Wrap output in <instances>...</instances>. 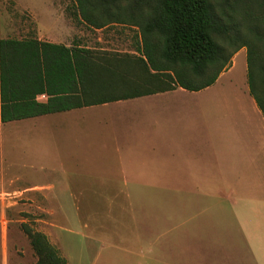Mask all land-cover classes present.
I'll return each instance as SVG.
<instances>
[{"label":"crops","instance_id":"crops-1","mask_svg":"<svg viewBox=\"0 0 264 264\" xmlns=\"http://www.w3.org/2000/svg\"><path fill=\"white\" fill-rule=\"evenodd\" d=\"M11 1L16 11L30 16L36 30L18 37L1 32L0 40L33 38L77 46L64 43L63 29L56 33L40 22L46 15L67 24L53 0ZM247 73V50L242 47L216 81L200 91L177 87L0 123L10 125L8 131L24 145L33 169L59 164L65 155L59 148L70 146L78 155H83L82 148H151L148 154H121L124 162L146 158L137 164L142 176L132 178L144 185L137 204L152 207L141 208L136 216L137 241L96 246L88 239L66 256L53 232H40L67 264H95L101 249L106 250L105 264H264V115L250 95ZM38 96L39 102L47 99ZM91 138L92 147L86 142ZM39 190L26 189L32 195ZM1 194L0 189V217ZM42 200V213L52 217L48 198ZM18 233L0 225V264H32L18 256Z\"/></svg>","mask_w":264,"mask_h":264},{"label":"rangeland","instance_id":"rangeland-1","mask_svg":"<svg viewBox=\"0 0 264 264\" xmlns=\"http://www.w3.org/2000/svg\"><path fill=\"white\" fill-rule=\"evenodd\" d=\"M53 1L62 7L60 11L64 13L67 24L46 15L40 17V22H45L44 27L56 33L63 29L67 34L64 43L118 54H137L136 48H141V27L131 23L129 13L132 10L141 12V20H146L149 16L146 4L135 8L133 0L118 1L110 7V12L119 13L121 23L115 22L113 18L97 29L74 18L73 0ZM212 3L217 16L228 28L227 33L215 37L224 49L228 63L242 44L239 41L231 44L230 38L241 37L246 50L255 53L251 67L252 88L264 112V80L261 79L262 74L257 75V68L259 72L264 71V0H213ZM66 26L69 27V33ZM35 30L36 26L27 13L16 11L11 0H0V33L18 37L32 35ZM186 82L191 83L188 80ZM0 128L4 129L0 133V225L21 232L18 234L22 237L17 238L20 247L18 256L25 257L28 263L36 262L23 232L24 227L35 232H53L54 241L66 256L73 254V247L88 243V239L96 246L137 241L138 212L141 208H150L151 203L140 204L139 201L137 204V197L144 196V185L132 178L142 176L137 164L146 158L136 160L134 157L124 162L121 154L136 150L148 154L151 148H82L83 155L76 154L75 148L71 146L59 148V152L65 154L60 163L40 170L28 166L30 160L24 145L17 144L15 135L8 131L10 125L5 124ZM86 142L92 147V138ZM35 186L40 187V195L26 191ZM43 196L48 198L47 209L51 210L52 217L44 215L40 209L45 204ZM167 196L162 194L161 198ZM99 252L100 257L95 264H105L106 250L101 249Z\"/></svg>","mask_w":264,"mask_h":264},{"label":"trees","instance_id":"trees-1","mask_svg":"<svg viewBox=\"0 0 264 264\" xmlns=\"http://www.w3.org/2000/svg\"><path fill=\"white\" fill-rule=\"evenodd\" d=\"M74 18L102 28L119 13L110 7L120 0H73ZM146 4L149 16L129 13L141 27L137 54H118L36 39L0 40V123L29 119L93 105L174 90L200 91L211 86L228 66V57L215 37L228 32L217 16L213 0H133ZM141 20V22H139ZM139 22V24H138ZM242 38H230L231 44ZM255 53L247 49L248 85L252 88ZM178 67V68H176ZM263 73L258 71L257 75ZM186 80L191 83H187ZM259 82V80H258ZM46 95L45 102L36 100ZM256 100V99H255ZM262 114L264 112L256 101ZM35 264H67L40 232L24 227Z\"/></svg>","mask_w":264,"mask_h":264},{"label":"built area","instance_id":"built-area-1","mask_svg":"<svg viewBox=\"0 0 264 264\" xmlns=\"http://www.w3.org/2000/svg\"><path fill=\"white\" fill-rule=\"evenodd\" d=\"M38 98H39V100H43V99H46L47 97H46V95H40V96H38Z\"/></svg>","mask_w":264,"mask_h":264}]
</instances>
